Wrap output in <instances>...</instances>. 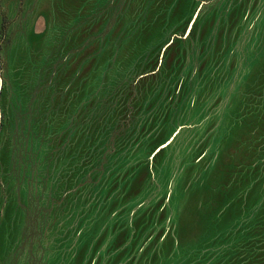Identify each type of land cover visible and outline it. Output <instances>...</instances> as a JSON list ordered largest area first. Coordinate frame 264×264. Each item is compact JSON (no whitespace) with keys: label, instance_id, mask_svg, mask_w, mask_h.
Instances as JSON below:
<instances>
[{"label":"rangeland","instance_id":"obj_1","mask_svg":"<svg viewBox=\"0 0 264 264\" xmlns=\"http://www.w3.org/2000/svg\"><path fill=\"white\" fill-rule=\"evenodd\" d=\"M0 264H264V0H0Z\"/></svg>","mask_w":264,"mask_h":264}]
</instances>
